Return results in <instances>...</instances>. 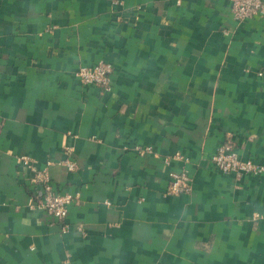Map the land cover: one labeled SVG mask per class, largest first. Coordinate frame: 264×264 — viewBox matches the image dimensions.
Masks as SVG:
<instances>
[{
  "label": "crops",
  "instance_id": "obj_1",
  "mask_svg": "<svg viewBox=\"0 0 264 264\" xmlns=\"http://www.w3.org/2000/svg\"><path fill=\"white\" fill-rule=\"evenodd\" d=\"M98 62L106 92L76 75ZM227 141L262 173L219 171ZM42 171L72 197L63 220L33 204ZM0 264H264V15L0 0Z\"/></svg>",
  "mask_w": 264,
  "mask_h": 264
},
{
  "label": "built area",
  "instance_id": "obj_2",
  "mask_svg": "<svg viewBox=\"0 0 264 264\" xmlns=\"http://www.w3.org/2000/svg\"><path fill=\"white\" fill-rule=\"evenodd\" d=\"M230 5L233 16L238 20L264 15V0H230ZM111 73V66L105 62L81 65L76 71V75L83 85L97 87L103 92L110 90ZM137 149L139 151L143 150ZM209 159L223 173H234L240 176L243 173L260 174L263 171V167L251 159L240 158L236 148L229 141L220 145ZM17 161L27 164L32 171L35 170L28 156L20 155L17 157ZM65 165L70 170L75 168V162L70 159L65 161ZM37 176L39 178L38 182L42 184V190L40 197L33 200V204L36 208L63 220L67 215L68 205L72 201L71 195L54 191L44 171L39 172ZM189 190L190 176L186 171L171 175L167 187L168 193L179 194L188 192Z\"/></svg>",
  "mask_w": 264,
  "mask_h": 264
}]
</instances>
